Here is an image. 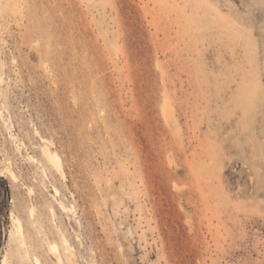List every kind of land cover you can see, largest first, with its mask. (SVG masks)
<instances>
[{"label":"rangeland","instance_id":"1","mask_svg":"<svg viewBox=\"0 0 264 264\" xmlns=\"http://www.w3.org/2000/svg\"><path fill=\"white\" fill-rule=\"evenodd\" d=\"M0 230V264H264V0H0Z\"/></svg>","mask_w":264,"mask_h":264},{"label":"bare ground","instance_id":"2","mask_svg":"<svg viewBox=\"0 0 264 264\" xmlns=\"http://www.w3.org/2000/svg\"><path fill=\"white\" fill-rule=\"evenodd\" d=\"M166 109H167V107H166ZM12 138L15 139V137H13V135H12ZM41 153H42L43 157L45 158V160L60 173L62 178H65L64 173L62 171V165H61V160H60L59 156L56 153L52 152L50 150L48 144L45 142L41 146ZM7 172L9 173L8 175H10L12 180L16 181V175L13 173V171L9 167H7ZM31 191L32 190H29V192H31ZM53 191H54V195L59 194V190L56 187H53ZM57 204H58V207L60 209L66 210V207H65L63 202L57 201ZM29 213L31 216H33V214H34L33 206L30 208ZM50 213L53 216V218L55 219L56 213L52 207L50 208ZM12 224H13L14 234L17 237V241L19 242V244L22 247H24L25 242H24V237H23V229H22V225H21L20 221L17 218H13ZM61 244L65 247L66 250H69V249L71 250V245L69 244V241L66 238V236H64L63 234H61ZM48 250L50 253L56 255L55 256V259H56L55 262L57 264H64L63 259L59 253V249H58L57 244L50 243L48 245ZM24 255L27 256V253L24 252ZM33 262H34V264H42L38 257H33ZM5 263H6V258H4V260H3V264H5Z\"/></svg>","mask_w":264,"mask_h":264},{"label":"trees","instance_id":"3","mask_svg":"<svg viewBox=\"0 0 264 264\" xmlns=\"http://www.w3.org/2000/svg\"><path fill=\"white\" fill-rule=\"evenodd\" d=\"M1 241H2V232L0 230V245H1Z\"/></svg>","mask_w":264,"mask_h":264}]
</instances>
